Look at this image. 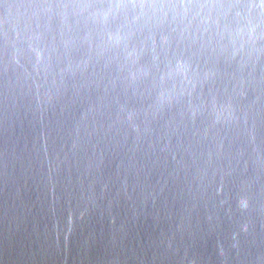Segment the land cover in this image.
<instances>
[{
    "label": "water",
    "instance_id": "1",
    "mask_svg": "<svg viewBox=\"0 0 264 264\" xmlns=\"http://www.w3.org/2000/svg\"><path fill=\"white\" fill-rule=\"evenodd\" d=\"M0 264H264V0H0Z\"/></svg>",
    "mask_w": 264,
    "mask_h": 264
}]
</instances>
